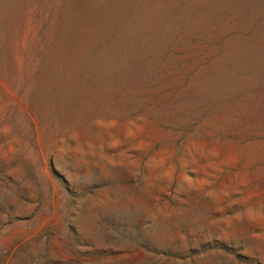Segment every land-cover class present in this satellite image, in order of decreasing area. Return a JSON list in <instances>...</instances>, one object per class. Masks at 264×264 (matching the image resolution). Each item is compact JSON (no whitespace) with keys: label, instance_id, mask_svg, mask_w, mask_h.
<instances>
[{"label":"rangeland","instance_id":"1","mask_svg":"<svg viewBox=\"0 0 264 264\" xmlns=\"http://www.w3.org/2000/svg\"><path fill=\"white\" fill-rule=\"evenodd\" d=\"M0 264H264V0H0Z\"/></svg>","mask_w":264,"mask_h":264}]
</instances>
